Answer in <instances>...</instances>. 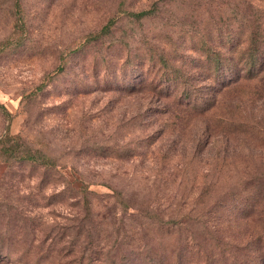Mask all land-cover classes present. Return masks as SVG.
<instances>
[{
  "label": "rangeland",
  "instance_id": "rangeland-1",
  "mask_svg": "<svg viewBox=\"0 0 264 264\" xmlns=\"http://www.w3.org/2000/svg\"><path fill=\"white\" fill-rule=\"evenodd\" d=\"M230 1L0 0V136L36 158L0 149V264H264V83L222 86L238 68L209 77L193 44L242 30Z\"/></svg>",
  "mask_w": 264,
  "mask_h": 264
},
{
  "label": "trees",
  "instance_id": "trees-1",
  "mask_svg": "<svg viewBox=\"0 0 264 264\" xmlns=\"http://www.w3.org/2000/svg\"><path fill=\"white\" fill-rule=\"evenodd\" d=\"M233 2L232 10L236 11L239 14L238 17L240 20L239 28L242 30L233 32V29L225 30V33L219 32L216 36L217 45L215 43H209L205 41L204 38L199 37L198 41L195 43H199L200 50H202V56L206 59L207 70L206 73L209 74V77L214 76H222L226 70V65H229V69L233 67L238 68L235 75L231 77H227L228 82L218 78L219 84L222 86H227L233 82H238L240 79L244 80H255L258 82L264 83V15L263 12L255 7L252 0H232ZM17 4V3H15ZM158 1L153 3V5L146 9L140 10L137 12H130L128 15L133 19V21H142L144 19L149 18L151 15L155 14L158 9ZM115 19H111L104 26V29L98 34H96V38H101L104 34L108 33L110 27L114 23ZM246 32V33H245ZM194 36L198 34L195 32H191ZM159 53L158 60L159 66L162 68L170 69L169 74L165 80H173L176 81L177 73L182 72L179 70L178 66L173 63V58L168 57L166 53L155 45L154 47ZM235 58H237L235 60ZM232 62V63H231ZM156 65V63H154ZM238 65V67H237ZM228 68V67H227ZM182 69V68H181ZM186 72H182L183 76H186L182 80H177V85L183 84V90L180 92L174 91L171 92L168 90L166 95H173L174 99H176V103L179 105V108H183L185 110H201L204 111L207 107V104L203 101L202 105L199 103H192L190 98L191 93L195 90V85L191 84L192 76L190 73L185 74ZM166 74V73H165ZM173 75V77H171ZM160 79V78H159ZM162 81V79H160ZM159 81L161 85L163 83ZM162 86V85H161ZM160 86V87H161ZM146 87V86H145ZM152 89H157V86L154 85L149 86ZM141 89L144 86L140 87ZM163 88V87H161ZM130 89V88H127ZM160 89H157L159 92ZM161 93V92H160ZM173 93V94H170ZM20 137L18 135L11 134H3L0 136V149L1 153L6 156L15 157L19 161H35L36 158L29 151L25 153H20L19 142ZM45 158V157H44ZM39 164L46 167V169H50L55 166L54 163H50L49 159L41 161ZM71 169V168H70ZM45 170V169H44ZM74 171L73 169H71ZM47 171V170H45ZM71 179L69 180L70 188L64 189L63 193L68 194L69 190H74L75 192L69 193L67 196L70 199H73L76 205H79L80 201L83 202L85 210L89 208L90 201L88 200V195L93 193L88 189V183H85L83 179L76 175H68ZM256 185V184H255ZM117 195L120 194V191H114ZM66 197V198H67ZM61 199V198H59ZM158 220V219H157Z\"/></svg>",
  "mask_w": 264,
  "mask_h": 264
}]
</instances>
